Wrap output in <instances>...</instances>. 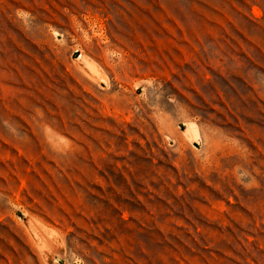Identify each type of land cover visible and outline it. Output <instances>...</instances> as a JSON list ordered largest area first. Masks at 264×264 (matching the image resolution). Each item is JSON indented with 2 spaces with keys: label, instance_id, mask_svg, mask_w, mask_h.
<instances>
[{
  "label": "rangeland",
  "instance_id": "rangeland-1",
  "mask_svg": "<svg viewBox=\"0 0 264 264\" xmlns=\"http://www.w3.org/2000/svg\"><path fill=\"white\" fill-rule=\"evenodd\" d=\"M0 264H264V0H0Z\"/></svg>",
  "mask_w": 264,
  "mask_h": 264
},
{
  "label": "bare ground",
  "instance_id": "bare-ground-1",
  "mask_svg": "<svg viewBox=\"0 0 264 264\" xmlns=\"http://www.w3.org/2000/svg\"><path fill=\"white\" fill-rule=\"evenodd\" d=\"M83 59H84V58H83ZM190 128H191V127H190ZM191 130H192V128H191ZM30 224H31V223H30ZM33 224H35V223H33ZM33 224H32V225H33ZM41 225H42V224H41ZM45 227H46V226H45ZM43 229H44V228H43ZM35 230H36V229H35ZM35 230H34V231H35ZM49 230H50V229H49ZM39 231H40V230H39ZM44 231H45V229H44ZM41 232H42V231H40V233H41ZM49 232H50V231H49ZM34 233H36V231H35ZM43 233H44V232H43ZM50 233H51V232H50ZM41 234H42V233H41ZM46 234H47V233H46ZM46 234H45V235H46ZM38 235H40V234H38ZM51 235H52V234H51ZM49 237H50V235H49ZM36 238H37V237H36ZM42 238H43V237H42ZM48 239H49V238H48ZM43 241H45V240H43ZM40 243H42V242H40ZM43 243H44V242H43ZM46 243H47V242H46ZM37 246H38V245H37ZM43 248H44V247H43Z\"/></svg>",
  "mask_w": 264,
  "mask_h": 264
}]
</instances>
